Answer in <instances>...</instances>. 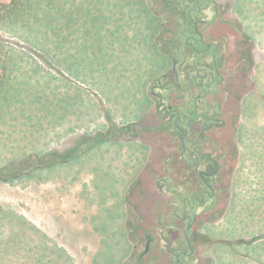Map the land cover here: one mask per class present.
<instances>
[{
    "label": "rangeland",
    "instance_id": "obj_1",
    "mask_svg": "<svg viewBox=\"0 0 264 264\" xmlns=\"http://www.w3.org/2000/svg\"><path fill=\"white\" fill-rule=\"evenodd\" d=\"M160 2L149 0L151 17H145L146 23L150 18L157 27L154 38L140 32L135 36L133 29L124 33L114 29L115 22L109 26L101 20L89 29L90 24L74 19L70 28L61 27L64 30L55 35L21 23L0 26V39L17 60L20 81L16 88L20 95L0 112V167L24 158L34 161L37 155L47 163V169L0 182V264H120L126 241L124 190L134 175L127 197L131 237V223H138L147 235L157 228L158 216L163 220L162 233H167L170 210L153 178L165 175L164 163L174 147L166 132H150L157 121L149 108L154 96L157 108L167 115L168 104L181 106L183 92L174 75L166 73L171 66L168 54H175L180 41L170 15L161 14ZM235 2L236 17L246 12L251 33L264 30V20L256 21L257 15L264 18V0ZM149 45L152 49L144 53L143 47ZM220 47L223 54L237 51L235 45L226 51L224 45ZM255 50L253 58L264 59V53ZM142 58L154 60L157 67L167 64L148 80L144 92ZM231 72L224 71L226 80L218 91L222 107L232 106L227 100L235 85ZM261 79L256 85L250 78L248 92L259 86L249 97L264 102V66ZM255 119L264 126L263 106ZM111 128L110 134L96 133ZM241 134L249 141L243 159L238 155L234 161L232 151L226 149L230 155L223 160L217 201L206 206L203 222L195 229L204 241L196 244L199 264H264V127L260 138L246 126ZM101 139L105 142L76 155L86 142ZM255 141L262 146L252 150L250 143ZM48 152L53 153L43 156ZM63 160L67 163L61 164ZM142 162L144 169L138 176ZM75 220L92 224L93 233L101 237L93 261L85 259L91 254L84 238L94 235L66 224H77ZM177 223L184 227V222ZM151 257L150 264H165L169 259L160 246Z\"/></svg>",
    "mask_w": 264,
    "mask_h": 264
},
{
    "label": "flooded vegetation",
    "instance_id": "obj_2",
    "mask_svg": "<svg viewBox=\"0 0 264 264\" xmlns=\"http://www.w3.org/2000/svg\"><path fill=\"white\" fill-rule=\"evenodd\" d=\"M164 1L158 7L163 11L161 14L170 15L175 25L173 31L180 41L175 54H168L171 66L166 73L174 75L183 100L179 108L168 104V114L164 115L152 95L154 109L152 106L150 111L153 110L151 115L157 123L150 132H166L173 141L174 149L164 163L168 166L167 172L153 178L155 189L165 194L171 222L163 234L160 227L163 220L158 216L157 228L147 235L138 223H131L134 246L124 264H130L129 261L150 264L156 246L168 253L165 264H193L192 261L199 264L196 244L204 241L195 229L203 222L201 216L206 206L215 198L217 201L225 169L223 160L230 155L226 149L232 151L234 161L240 155L241 109L256 66L254 41L234 13L235 0L229 4L221 0ZM221 45L225 51L235 45L237 51L223 54ZM182 46L187 51L181 50ZM224 71L235 74V85L227 99L231 107H222L218 93L226 80ZM110 132L112 128L105 134ZM134 209L140 216L136 205ZM178 221L184 222V227Z\"/></svg>",
    "mask_w": 264,
    "mask_h": 264
},
{
    "label": "crops",
    "instance_id": "obj_3",
    "mask_svg": "<svg viewBox=\"0 0 264 264\" xmlns=\"http://www.w3.org/2000/svg\"><path fill=\"white\" fill-rule=\"evenodd\" d=\"M69 1H70V3L68 4L69 6L71 5V2L74 1L76 6H78V8L82 2L86 3V6H88V10H89V12H88L89 15L87 17V19H89V21H94V20L96 21L97 20L96 22H99L101 20V21H104L106 24H109V26L111 25V22H115L114 23V29L118 28L119 31H123L124 33L125 32L127 33L128 30L133 29V30L137 31L135 36H138V32H140V33L144 34V37L147 35V36H150L151 38H154V36L156 34L157 27H155L156 25L152 24V20L149 18L148 23H146L145 17H151L150 12L148 10V4H149L148 0H69ZM245 15H246V12H242V14H240V15L238 14V18L241 22H243V25L248 30V34L253 38L255 49L257 48L261 52L264 53V30H261L259 32L254 31L253 33H251L250 32L251 30L249 31V24L247 23L248 18H246ZM257 17H258V19L256 21H260L263 23V20H264L263 16L261 17V15H257ZM96 25L97 24L93 25L90 23L88 28L93 29L96 27ZM109 26H108V28H109ZM148 48H147V46L143 47L142 51H144V53L148 50L150 51L152 49V46L149 45ZM255 49H254V54H256V51H258ZM153 50H154V46H153ZM141 60H142V62H140V64L146 65V72H145V74H142L143 75V82H144V86H142V90L144 92L148 80H150L151 77H155L156 74H159L164 69H166L167 64L165 63L164 65L157 67L156 63H154L155 62L154 60H148L147 62H145V60L143 58ZM154 65H155V68H154ZM263 66H264V59H260V60L256 61L255 71L252 75V80L255 83L257 82L256 85L261 84V82L263 81L261 79ZM258 87L259 86H255V88H252L251 91H253V89L258 90ZM251 91L250 92L247 91V95L244 99L242 109H241L242 116H243L242 117L241 132L243 131V128L246 126L247 128L250 129V131H253V132L255 131L256 134L259 135V138H260L261 131H262L264 126H262L261 122H258L259 119L257 120L255 118L261 116L262 106L264 107V102L256 101L255 99L250 98L249 96L254 93V92L251 93ZM143 92H141V94ZM258 107H261V108H258ZM144 115L146 117L148 114H144ZM98 132L105 133L107 131H98ZM241 132H240V135L238 137L239 138V150H240L239 152H240V159L241 158L243 159L244 148H245V146L248 145L249 141L247 142V140H245V138H243V135L241 134ZM261 141H262V138H261ZM261 141H257V142L255 141L256 144L254 142H251L250 143V149L254 150V149H257L258 147L262 146ZM103 142H105V141H102V143ZM108 142L113 143L114 141H108ZM148 145L151 147V144H148ZM96 146L97 145H95L94 147H96ZM87 152H88V150L85 151L84 153H87ZM148 155H149V157L147 156V160L150 159L151 154L149 153ZM66 163H67L66 161H63V163H61V164H66ZM148 164H149V166L147 168V171L149 172L152 165H151V163H148ZM143 165L144 164L142 162V164L138 168L137 172L135 173L138 176H140L142 170L144 169V168L142 169ZM38 169L40 170V169H47V168L42 167V168H38ZM134 176L130 177V180L127 183L125 190H124L125 200H126L125 204L126 205H125V212H124L125 219H124V223H123V234L126 238V241L123 245V252H122L123 255H122V259L120 261V264H124L127 261V259L130 257V254L132 252V237L130 234V227H129L130 226L129 224H130L131 209L129 208L130 207V201L128 200L127 197H128V192L130 190L129 186H130V183L133 181ZM236 178H237V175H236L235 179ZM255 179H257V178H255ZM73 213H75L74 209H73ZM87 221H89V222L91 221V223H92V220H87ZM76 222H78V221H76ZM66 224H68L69 226H71L72 228L77 229V230L81 229V228L88 229V232L92 233V235H94L93 237L86 236L84 238V244L86 245L88 252L91 254V256L89 258L85 257V259H88L89 261H93V259H94L93 254L96 251H98V249H100L101 242H102L100 240L101 237L98 234L93 233L92 229L94 226L92 224H91V226H88L87 224L82 225L80 222H78L77 224H74L73 222H71V224L70 223H66ZM64 228H65V226H64ZM79 240H82V238H80ZM74 241H76V240H74ZM22 264H23V262H22Z\"/></svg>",
    "mask_w": 264,
    "mask_h": 264
},
{
    "label": "trees",
    "instance_id": "obj_4",
    "mask_svg": "<svg viewBox=\"0 0 264 264\" xmlns=\"http://www.w3.org/2000/svg\"><path fill=\"white\" fill-rule=\"evenodd\" d=\"M69 3V0H0V26L21 23L23 26L32 25V27L38 26L39 29L44 28V33L55 35L56 31L64 30L61 27L70 28L74 19L82 22L83 25L92 22L95 24L97 20L87 19L89 10L86 3L82 2L79 8L74 1L70 6ZM17 68L19 66L16 58L0 39V112L4 110V107L7 108L16 101L15 98L20 95L16 90L20 82ZM99 142H102V139L86 142L83 148L77 150L76 155L84 153ZM52 153L49 152L43 156ZM41 158L37 155L34 161H31V158H24L0 167V182L12 181L30 174L35 169L47 167V163H44ZM19 264L22 262L19 261Z\"/></svg>",
    "mask_w": 264,
    "mask_h": 264
}]
</instances>
